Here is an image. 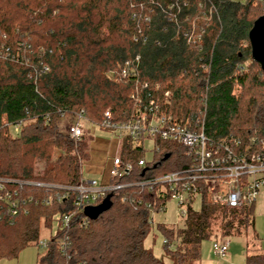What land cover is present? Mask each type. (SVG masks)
<instances>
[{
	"label": "trees",
	"instance_id": "1",
	"mask_svg": "<svg viewBox=\"0 0 264 264\" xmlns=\"http://www.w3.org/2000/svg\"><path fill=\"white\" fill-rule=\"evenodd\" d=\"M259 4L264 0H0V260L15 259L26 247L39 249L46 231L35 264H163L143 244L152 227L146 204L158 205L153 195L136 187L117 190L109 195L110 209L94 221L74 206L76 193L64 188L82 181L92 137L70 139L57 122L81 112L98 125L108 110L110 122L120 125L153 100L170 121L202 128L214 139L234 135L264 143V71L256 63L250 64L259 76L250 78V88L263 91L245 103L235 93L248 81V32L264 14ZM193 27L203 32L198 44L187 41ZM157 146L140 167L143 147L122 138L117 155L132 171L112 184L186 166L181 146ZM54 149L59 157L34 175V162L50 160ZM59 195L64 198L58 201ZM10 202L17 204L15 214ZM252 207L210 206L202 199L198 210L187 208L180 227L157 225L170 264L198 261L216 223L218 239L244 238L243 264H264V253L245 235ZM70 214L63 227L62 217Z\"/></svg>",
	"mask_w": 264,
	"mask_h": 264
},
{
	"label": "built area",
	"instance_id": "2",
	"mask_svg": "<svg viewBox=\"0 0 264 264\" xmlns=\"http://www.w3.org/2000/svg\"><path fill=\"white\" fill-rule=\"evenodd\" d=\"M122 76H125L124 71ZM164 96L166 97L167 93ZM65 117L72 118L73 122L67 126L57 122V128H63L62 134L75 141L88 135V132L86 133L81 127L80 120L87 121L81 112L74 115H61L59 120ZM20 126L21 123L15 125L13 131L17 132ZM95 126L102 130L118 131L121 134L119 141L127 137L134 146L143 147V141H149L155 152L158 151L157 142L175 143L185 150L187 164L178 171L147 177L129 184L114 185L113 180L127 176L132 171V165L124 163L116 154L112 157L108 182L98 184L94 180L82 179L77 186L64 188L76 193L74 206L79 208L82 214L85 207L99 205L113 192L136 187L142 193L153 195V200L158 202V205L153 202L146 204L149 222L152 224L151 214L164 211L168 200L175 202L179 215L183 219L187 208L192 207L195 201L200 203L202 199L210 206L235 209L251 207L264 186V143H258L254 139L243 141L234 135L214 139L205 135L202 128L170 121V116L158 102L153 100L142 108H136L135 117L127 123L118 125L110 122V114L106 110L101 123ZM145 163L143 159L137 164L142 167ZM24 184L46 190L56 188V186L38 182H24ZM63 198L64 195L57 196L58 201ZM51 201L52 199L48 198L46 204H50ZM10 207L15 214L17 204L10 202ZM72 217L73 214L63 216L61 225L68 226ZM84 219L88 220L85 217ZM83 225L85 221L80 222V226ZM162 243L166 244V240ZM45 246L46 240H40L37 244L39 249H44ZM58 247L64 249L65 241L61 240ZM211 247L215 256L223 258L228 251L229 241L217 239Z\"/></svg>",
	"mask_w": 264,
	"mask_h": 264
},
{
	"label": "rangeland",
	"instance_id": "3",
	"mask_svg": "<svg viewBox=\"0 0 264 264\" xmlns=\"http://www.w3.org/2000/svg\"><path fill=\"white\" fill-rule=\"evenodd\" d=\"M259 7L264 8V5L259 4ZM202 35H203V32L200 31V29L193 27L190 32V35L188 36L187 41L190 42L191 44H198L201 41ZM252 62L253 61L251 60V56L249 59L245 61V64H244L245 69L243 70V72H245L248 75V79H247L248 81L244 87L242 88L239 87L235 91L236 95L239 97L240 103H245L249 95H254L255 93H261L263 91L261 89L250 88V78L254 74L259 76L257 74L258 73L257 68H256L257 66L255 64L251 65L250 63ZM61 121L58 120L59 124L61 123ZM80 123H81L82 128L93 130L91 132V136L94 142H93V145H91V150H94V152L91 154V157H93L94 160L99 161V160L104 159L106 156H108L107 153H109L108 151H110V148H108L109 142L113 141V143H115L116 141L119 140V137L121 134L118 131H109V130L99 129L94 124L88 121L80 120ZM58 131L62 133L63 128H58ZM142 145L144 149L143 159L146 162H150L153 158V145L149 141H143ZM59 155H60V152L54 149L50 160H41V161L36 160L33 164V169H34L33 174L36 176L41 175L43 172V169L50 162L55 161L59 157ZM109 155L110 157L106 161V165L102 171L103 172L102 174H100L101 170L98 174H96L94 172H88V171L86 172L85 170L81 169L82 178L90 180V181L91 180L99 181L102 175L103 177L101 178V181H102L101 183L108 182L109 172L112 167L113 152L111 151ZM97 165H100V163L97 162ZM192 207L194 210H198L200 208L199 201H195ZM151 219H152V227L147 237L144 240V243H143L144 247L150 250L153 256L156 259L161 260L163 264H170L169 258L163 252V245H162L163 237L156 230V226L157 225H172V226L180 227L182 225V219H181V216L179 215V210L175 202L172 200H168L165 204V210L151 214ZM51 224H52L51 233H53L57 227V221L56 220L52 221ZM218 225L219 223H216V225L213 227L212 238H210L207 241L202 242L201 244L200 264H221L222 263L221 262L222 258L215 256L211 249L212 243L215 241V239H218V237L221 235L220 231L218 230ZM245 235L247 236V239L249 240L250 245L255 246V239L249 230L246 231ZM48 236H49V233L46 231H43L40 233L39 238L41 240H47ZM229 243H230L229 248H231L232 252L238 253L243 250L244 238L243 237H231L229 239ZM41 252H42L41 249L36 250L34 246H30V247H26L23 250H21L17 257L19 259L26 260L29 255H35L36 253L40 254ZM225 264H230V263H225Z\"/></svg>",
	"mask_w": 264,
	"mask_h": 264
},
{
	"label": "crops",
	"instance_id": "4",
	"mask_svg": "<svg viewBox=\"0 0 264 264\" xmlns=\"http://www.w3.org/2000/svg\"><path fill=\"white\" fill-rule=\"evenodd\" d=\"M72 122H73V119L70 117H65L61 121L62 125H65V126L71 124ZM83 130L86 133L88 132V135H90V136H91V132L93 131L92 129L88 130L85 128H83ZM93 142H94V140L92 138V140L89 144L90 149L88 152V158H87V160L82 162L81 169L85 170L86 172L87 171L88 172H94L96 174H98L101 170L100 174H102L103 173L102 171L106 165V161L110 157V155H109L110 152L111 151L113 152V156L118 153L120 141L118 140L115 143H113V141H110L109 146H108V148H110V151H108L109 153L106 152L108 156H106L104 159L99 160V161H96L93 159V157H91V154L94 152V150H91V145H93ZM112 143H113V145H112ZM97 162H99L100 165L101 164L102 165L101 166L97 165ZM102 177L103 176L101 175V178ZM101 178L99 179V181H97V180H95V181H97V183L102 184ZM82 179L85 181H89V180L84 179V178H82ZM252 213H253V225L251 228V234L253 236H255L254 250L257 251L258 253H264V186L261 188L259 195H258V198L252 207ZM244 244H245V240H244ZM244 244H243V250L241 252H238V253L232 252L231 248L228 247V251H227L226 255L222 258L221 264H225V263L243 264L244 258H245V249H244L245 245ZM36 250H38V249L36 248ZM36 258H37V253L35 255H29L26 260L19 259L18 257H16L15 259H11V260L2 259V260H0V264H35ZM192 264H200V258L198 261H196Z\"/></svg>",
	"mask_w": 264,
	"mask_h": 264
},
{
	"label": "water",
	"instance_id": "5",
	"mask_svg": "<svg viewBox=\"0 0 264 264\" xmlns=\"http://www.w3.org/2000/svg\"><path fill=\"white\" fill-rule=\"evenodd\" d=\"M251 60L264 71V14L258 17L248 32ZM167 158V157H165ZM111 207L110 196H107L99 205L85 207L83 216L90 221L96 220L102 213Z\"/></svg>",
	"mask_w": 264,
	"mask_h": 264
}]
</instances>
